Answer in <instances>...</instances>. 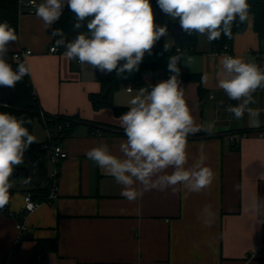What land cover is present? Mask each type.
Returning a JSON list of instances; mask_svg holds the SVG:
<instances>
[{
  "label": "crops",
  "instance_id": "crops-1",
  "mask_svg": "<svg viewBox=\"0 0 264 264\" xmlns=\"http://www.w3.org/2000/svg\"><path fill=\"white\" fill-rule=\"evenodd\" d=\"M19 19L18 39L8 44L7 57L31 49L25 64L41 109L53 117L75 119L57 143L68 153L59 163L58 196L50 201L38 198L43 202L25 219L16 250V214L24 196L39 187H47L49 193L48 173L54 165L42 179L31 164L34 173L25 174L26 185L10 188L14 193L9 204L15 214L0 211V258L6 264H264V224L257 223V216L264 218V89H257L249 104L256 115L246 112L236 119L226 108L238 102L216 86L220 60L227 53L215 50L206 34H199L195 48L183 51L180 64L184 98L200 126L187 138L186 167L203 152L214 179L198 193L152 190L129 202L121 195L122 186L88 160L86 152L103 141L119 155L126 136L117 131L122 129L118 117L129 110L130 100L141 89L150 91L171 76L167 51L176 48L175 33L171 29L173 47L151 51L153 67L141 74L142 84L136 80L138 71L125 73L127 78L115 72L120 83L112 92L113 106L96 109L90 95L103 90L102 72L49 50L55 44L50 32L55 23L46 29L35 13L25 10ZM229 46L230 54L264 70V40L255 30L253 14ZM256 121L259 127L254 126ZM33 132L36 142L46 141L40 117ZM233 132L247 136L232 144L226 136ZM206 206L212 213L207 223L201 215Z\"/></svg>",
  "mask_w": 264,
  "mask_h": 264
},
{
  "label": "clouds",
  "instance_id": "clouds-1",
  "mask_svg": "<svg viewBox=\"0 0 264 264\" xmlns=\"http://www.w3.org/2000/svg\"><path fill=\"white\" fill-rule=\"evenodd\" d=\"M35 3V0H32ZM159 8L188 35L206 34L209 43L221 35L231 36L232 26L247 21L248 0H156ZM65 7L73 13L74 29H81L87 20L86 32L67 41L62 29H53L51 36L56 47L64 46L68 60H78L101 72L127 78L125 73L139 71L146 53L151 54L155 43L167 35L166 26L154 23L150 0H43L36 6L35 15L47 29L62 16ZM18 39L7 21L0 22V86L15 88L29 74L25 63L14 69L5 56L8 44ZM165 49L168 50L167 45ZM168 58L172 75L151 87L141 89L129 102V110L118 117L126 140L119 144V155L106 142L87 150L88 160L112 176L122 186L121 195L129 202L143 197L146 192L178 189L201 192L213 181V171L205 165L206 156L200 153L191 167L187 153V138L200 131L184 98V87L179 79L178 64L183 53ZM216 86L236 105L226 110L236 119L247 112L256 115L249 104L257 89H264V70L240 57L224 55L220 60ZM204 81L207 77H202ZM254 126L259 127V121ZM211 127V125H209ZM36 142L24 121L9 112H0V210L10 203V177L14 169L24 163L25 153ZM171 169V170H170ZM170 170V171H169ZM259 210V201L256 204ZM206 206L201 215L211 216ZM257 223L264 218L257 216Z\"/></svg>",
  "mask_w": 264,
  "mask_h": 264
},
{
  "label": "trees",
  "instance_id": "trees-1",
  "mask_svg": "<svg viewBox=\"0 0 264 264\" xmlns=\"http://www.w3.org/2000/svg\"><path fill=\"white\" fill-rule=\"evenodd\" d=\"M153 3L157 5L156 0H153ZM248 3L250 4V10L249 14L254 15V27L255 30L259 33V36L261 40H264V0H248ZM158 6V5H157ZM159 7V6H158ZM22 9L20 7L18 0H0V22L7 21L11 27L17 31L19 29V18L20 13ZM178 20V18L176 19ZM87 20L84 22V26L81 29H74V18L73 13L68 10L67 7H65L64 12L60 19L55 22L53 27L51 28L50 32L52 33L53 29L59 28L62 29L65 38L67 41L73 40L79 33L86 32V24ZM248 23V19L244 23H239L238 20L233 24L232 26V32L231 36H225L221 35V37L218 40L212 41L213 47L217 51H221L224 49L226 45H232L234 41L235 34L238 32H241L246 29ZM172 29V24L170 25ZM54 43L56 39H59V37H55ZM176 39V48L167 51L168 58L178 54L177 49L178 47H181L183 51H189L193 50L195 46L197 45V42L199 40V33L193 32L191 35L186 34L184 31L180 34H175ZM183 51L181 53H183ZM153 54V53H151ZM151 54L146 53L142 63L140 64V70L138 71V76L136 80L139 84H142L141 82V74L144 72H150L153 67L154 58ZM6 60L12 64L13 68L15 69L16 66L21 63L12 57H7V54L5 56ZM181 60L178 64V67L180 68ZM188 78H191L187 76ZM102 83H103V90L100 93H93L90 95L91 102L93 104V107L96 109H99L101 107L105 106H113L111 101L112 92L115 88L118 87L120 81L116 78L115 71L112 73H103L102 72ZM197 80L199 82L201 81L200 78L197 77ZM199 89L202 93L203 87L200 84ZM114 109L117 113L121 112L120 107L114 106ZM41 111H43L40 107V104L38 102V98L35 95L34 87L30 78V75L27 74L23 77V79L18 82L15 86V88H8L4 86H0V112H9L13 115H15L18 119H22L24 121V126L28 129L29 133L34 135L33 132V125L36 120V118L41 117ZM46 118L50 124L55 123H65L66 121L74 123L73 117H67V116H58L53 117L51 115L46 114ZM69 129L65 131V135H67ZM118 133L124 135L123 129H118ZM63 136V137H64ZM59 137L55 140V143L57 144L60 140ZM48 153L47 149L44 148V142L33 143L27 152L25 153L24 160H27V164H22L20 166H17L20 168V172L14 169V172L16 174L18 173H24L26 174L28 169H30V172L27 173L28 175H32L34 171H31L30 165L33 164L35 167V170L37 173L44 179L47 176L48 170L46 168V160H48ZM33 168V169H34ZM23 169L25 170L23 172ZM10 196L14 193L13 189H10ZM35 198H42L44 199L48 197L49 193H47V187L45 188H36L32 191Z\"/></svg>",
  "mask_w": 264,
  "mask_h": 264
},
{
  "label": "built area",
  "instance_id": "built-area-1",
  "mask_svg": "<svg viewBox=\"0 0 264 264\" xmlns=\"http://www.w3.org/2000/svg\"><path fill=\"white\" fill-rule=\"evenodd\" d=\"M18 1L22 11L25 10L29 13H33V14L35 13L36 6L38 5L37 0H35V3H33L32 0H18ZM156 25L161 26L160 23H156ZM54 47L55 44H53L49 50L55 53H64L66 51V48L64 46L56 47L55 51H53ZM178 49L180 50V52L183 51L181 47H178ZM229 49L230 46L226 45L223 51H225L228 55L233 56L232 54H230ZM32 52L33 51L31 49H20L19 51H16L12 54V58L19 62L25 63L26 57L32 54ZM169 75H172V73H170ZM128 89L132 90V87L130 86ZM41 117L47 135L46 141L44 142V148L47 149L48 158L51 161V163L54 165V168L48 173L49 195L46 198V200L50 201L57 198L58 196V186H59V176H60L59 163L61 160L68 157V153L63 149L61 145L56 144L55 140L65 135V131L72 126V122L66 121L65 123L59 122L55 124L54 123L50 124L46 118V113L44 111H41ZM246 136H247L246 132H233V133H229L226 137L232 144H237ZM42 202H43L42 200L35 198L33 193L30 191L25 194L24 205L22 206L21 210L16 214L19 220L17 223L18 237L15 244V250L18 249L20 243L23 240L24 230L26 229L25 219L27 218L28 214L36 210L41 205ZM0 211L5 214H10V215L15 214L11 210L10 204L6 205ZM37 258L41 261L40 255H38ZM0 264H6V261L3 258H0Z\"/></svg>",
  "mask_w": 264,
  "mask_h": 264
},
{
  "label": "rangeland",
  "instance_id": "rangeland-1",
  "mask_svg": "<svg viewBox=\"0 0 264 264\" xmlns=\"http://www.w3.org/2000/svg\"><path fill=\"white\" fill-rule=\"evenodd\" d=\"M150 3L153 8V15H154V23H160L161 26L167 27V35L165 37H161L159 41H157L152 50H166L165 45H167L168 49L173 47V33L171 31L170 25L176 20H173L170 16L165 14L157 5L153 3V0H150ZM151 50V51H152ZM52 165L50 160H46V168L49 171ZM20 171V170H19ZM9 183L15 187H22L25 186L27 183V178L24 173H19L18 175L14 172L13 176L10 177Z\"/></svg>",
  "mask_w": 264,
  "mask_h": 264
},
{
  "label": "water",
  "instance_id": "water-1",
  "mask_svg": "<svg viewBox=\"0 0 264 264\" xmlns=\"http://www.w3.org/2000/svg\"><path fill=\"white\" fill-rule=\"evenodd\" d=\"M172 30L175 34H180L182 33L184 30L180 27V24H179V20H175L172 24ZM16 170H20L19 167L16 168ZM27 173H29V170H27Z\"/></svg>",
  "mask_w": 264,
  "mask_h": 264
},
{
  "label": "flooded vegetation",
  "instance_id": "flooded-vegetation-1",
  "mask_svg": "<svg viewBox=\"0 0 264 264\" xmlns=\"http://www.w3.org/2000/svg\"><path fill=\"white\" fill-rule=\"evenodd\" d=\"M24 164H27V160H24Z\"/></svg>",
  "mask_w": 264,
  "mask_h": 264
}]
</instances>
